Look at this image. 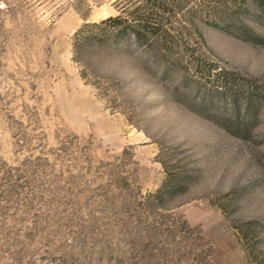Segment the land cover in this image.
<instances>
[{
    "label": "rangeland",
    "instance_id": "rangeland-1",
    "mask_svg": "<svg viewBox=\"0 0 264 264\" xmlns=\"http://www.w3.org/2000/svg\"><path fill=\"white\" fill-rule=\"evenodd\" d=\"M0 264H264V0H0Z\"/></svg>",
    "mask_w": 264,
    "mask_h": 264
},
{
    "label": "trees",
    "instance_id": "trees-1",
    "mask_svg": "<svg viewBox=\"0 0 264 264\" xmlns=\"http://www.w3.org/2000/svg\"><path fill=\"white\" fill-rule=\"evenodd\" d=\"M121 17H122V15L119 14V15L115 16V17L113 18V20H115V21L118 22V23H121V22H122V18H121ZM110 18H111V17H110ZM134 31H135L136 34H139V30L135 29Z\"/></svg>",
    "mask_w": 264,
    "mask_h": 264
}]
</instances>
